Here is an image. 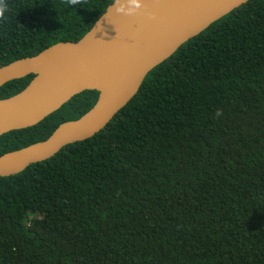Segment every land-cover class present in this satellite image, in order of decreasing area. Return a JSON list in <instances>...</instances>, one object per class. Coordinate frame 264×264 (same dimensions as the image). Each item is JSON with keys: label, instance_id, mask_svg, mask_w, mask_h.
Masks as SVG:
<instances>
[{"label": "trees", "instance_id": "16d2710c", "mask_svg": "<svg viewBox=\"0 0 264 264\" xmlns=\"http://www.w3.org/2000/svg\"><path fill=\"white\" fill-rule=\"evenodd\" d=\"M114 1L4 0L0 67L78 42ZM98 98L0 137V157ZM0 264H264V0L180 47L95 137L0 178Z\"/></svg>", "mask_w": 264, "mask_h": 264}, {"label": "water", "instance_id": "95a60500", "mask_svg": "<svg viewBox=\"0 0 264 264\" xmlns=\"http://www.w3.org/2000/svg\"><path fill=\"white\" fill-rule=\"evenodd\" d=\"M251 0H116L78 42L0 67V88L30 75L19 94L0 100V137L37 126L77 95L97 91L95 106L45 141L0 157V178L48 161L95 137L137 95L148 74L185 43ZM123 5L124 11L116 8ZM129 9L135 12L129 13Z\"/></svg>", "mask_w": 264, "mask_h": 264}, {"label": "clouds", "instance_id": "9594fccd", "mask_svg": "<svg viewBox=\"0 0 264 264\" xmlns=\"http://www.w3.org/2000/svg\"><path fill=\"white\" fill-rule=\"evenodd\" d=\"M81 0H67V3L70 4H78L80 3ZM116 3L119 4L120 0H116ZM130 3L136 5V8H139L140 5L138 4L137 0H130ZM7 11V5L4 3V0H0V19H3L5 17V12ZM117 12H122L124 11L123 5L120 7L116 8ZM135 12V9H129V13ZM220 113H218L219 115Z\"/></svg>", "mask_w": 264, "mask_h": 264}]
</instances>
